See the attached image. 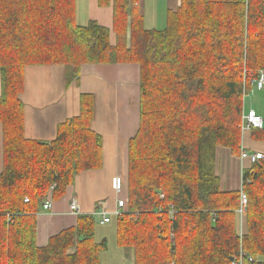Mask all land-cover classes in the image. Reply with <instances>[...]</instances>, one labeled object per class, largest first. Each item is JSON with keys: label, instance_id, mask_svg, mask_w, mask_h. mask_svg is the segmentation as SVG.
Masks as SVG:
<instances>
[{"label": "trees", "instance_id": "trees-1", "mask_svg": "<svg viewBox=\"0 0 264 264\" xmlns=\"http://www.w3.org/2000/svg\"><path fill=\"white\" fill-rule=\"evenodd\" d=\"M98 5L113 8L112 29L80 25L78 0H0V264H104L94 214L37 243L45 201L103 165L94 97L81 95L51 142L26 136L21 99L28 67L63 66L71 83L88 64L140 68L117 245L134 264H264V161H249L238 190H223L216 170L218 149L242 153L244 101L264 70V0H180L162 30L146 28L138 0Z\"/></svg>", "mask_w": 264, "mask_h": 264}, {"label": "crops", "instance_id": "crops-1", "mask_svg": "<svg viewBox=\"0 0 264 264\" xmlns=\"http://www.w3.org/2000/svg\"><path fill=\"white\" fill-rule=\"evenodd\" d=\"M180 0H138L145 15V25L149 30H157L166 23L169 9L179 5ZM90 21L112 29L113 8H100L98 0H78V13L82 9ZM80 8V10H79ZM78 16V21L81 20ZM80 24V22H79ZM91 94L95 101V116L92 128L103 139V165L77 176L75 183L68 188L67 195L58 201L53 200L50 211L37 215V243L46 247L51 237L61 231L75 227L78 215L70 210L71 197H77L80 215L112 212L117 195L113 180L120 177L124 183L126 197L128 189L129 142L140 126V68L135 64L83 65L78 77L69 83L68 71L63 66H31L25 72V87L21 95L24 103L25 132L33 140L51 142L55 140L58 126L74 118L80 111V97ZM253 102L247 111L255 110L264 119V91L253 90ZM1 97V77H0ZM258 101V102H257ZM260 101V102H259ZM2 133L0 124V173L2 171ZM243 148L249 152L264 153V141L256 140L252 131L245 133ZM250 166L248 160L234 156L228 149L217 150V174L221 178L222 189H241L243 169ZM103 201V202H102ZM104 203L105 209L100 208ZM97 228V240H106L113 247L116 241V221ZM98 222V221H97ZM111 241V242H110ZM110 242V243H109ZM102 254L104 264H111L107 255ZM120 251V250H119ZM118 250L116 253L121 254ZM133 252L128 256L122 253L120 261L114 264H134Z\"/></svg>", "mask_w": 264, "mask_h": 264}, {"label": "built area", "instance_id": "built-area-1", "mask_svg": "<svg viewBox=\"0 0 264 264\" xmlns=\"http://www.w3.org/2000/svg\"><path fill=\"white\" fill-rule=\"evenodd\" d=\"M256 89L258 91L264 90V70L260 71L258 74V78L254 82ZM242 132L246 133L247 131L253 130V129H264V119L255 111V110H249L245 111L243 118H242ZM240 158L242 160H248L251 163H256L260 161H264V153L262 152H249L246 148H242V153ZM113 189L117 195L116 199V206L115 209L112 212L102 211L97 214L100 218L101 225H106L111 222L112 216H120L128 203L127 198H124L122 196L124 191V183L123 180L120 177H117L113 180ZM26 202H29L28 199H26ZM247 198L245 195L242 197V204L244 211L245 207L247 206ZM53 208V200L51 199V196L45 201V203L42 206L43 211H50ZM70 209L73 214L79 215V205L76 198L73 197V199L70 201ZM239 264H242L240 262Z\"/></svg>", "mask_w": 264, "mask_h": 264}, {"label": "rangeland", "instance_id": "rangeland-1", "mask_svg": "<svg viewBox=\"0 0 264 264\" xmlns=\"http://www.w3.org/2000/svg\"><path fill=\"white\" fill-rule=\"evenodd\" d=\"M79 10H80V8H79ZM83 10H86V8H84L83 7V9H82V11H81V13L79 14V16H80V18H81V20H79V22H80V25H82V26H87L88 25V20H89V18L85 15V14H83ZM79 18V19H80ZM165 26H166V23L164 22V24H161L160 25V27L157 29V30H162V29H164L165 28ZM254 94H249L246 98H245V101H244V104H245V106L247 107V108H249V106H250V104H251V102H253V96ZM258 102V101H257ZM260 102V101H259ZM261 106L262 107H264V102L262 101L261 103H260V108H261ZM74 198H76L77 199V197H74ZM73 199V197H71V199H70V201ZM103 202V201H102ZM102 204V206L100 207V208H102V209H105V205H104V203H101ZM70 205V204H69ZM70 207V206H69ZM71 210V209H70ZM72 212V211H71ZM98 219V218H97ZM114 222L115 221H117V219H118V216H114ZM98 222H97V224H98V226L100 225L99 223H100V221L99 220H97ZM97 226V227H98ZM111 242V241H110ZM109 242V243H110ZM110 246V245H109ZM113 247L114 248H111V246H110V252H109V254L107 255V257L108 258H110L109 260H110V262H111V264H114V263H118L119 261H120V256H121V254L122 253H126V254H128V256H130L131 255V252H132V250H124V249H121L118 245H117V243L116 242H114V244H113ZM121 251V254H118V253H116V251ZM119 251V252H120Z\"/></svg>", "mask_w": 264, "mask_h": 264}, {"label": "bare ground", "instance_id": "bare-ground-1", "mask_svg": "<svg viewBox=\"0 0 264 264\" xmlns=\"http://www.w3.org/2000/svg\"><path fill=\"white\" fill-rule=\"evenodd\" d=\"M243 147H244V146H243ZM259 152H260V151H259ZM261 162H262V161H261ZM52 189H53V188H52ZM52 189H51V190H52ZM241 213L243 214V212H241ZM79 215H80V214H79ZM79 215H78V216H79Z\"/></svg>", "mask_w": 264, "mask_h": 264}]
</instances>
